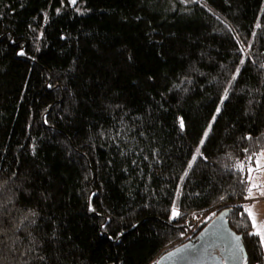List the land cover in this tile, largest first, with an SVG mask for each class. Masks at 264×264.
<instances>
[{
  "label": "trees",
  "instance_id": "trees-1",
  "mask_svg": "<svg viewBox=\"0 0 264 264\" xmlns=\"http://www.w3.org/2000/svg\"><path fill=\"white\" fill-rule=\"evenodd\" d=\"M263 150L264 0H0V264H154L223 209L264 264Z\"/></svg>",
  "mask_w": 264,
  "mask_h": 264
},
{
  "label": "water",
  "instance_id": "water-1",
  "mask_svg": "<svg viewBox=\"0 0 264 264\" xmlns=\"http://www.w3.org/2000/svg\"><path fill=\"white\" fill-rule=\"evenodd\" d=\"M229 214L230 209H223L195 237L166 251L154 264H244L247 252L242 235L230 227ZM235 245L242 251L234 250Z\"/></svg>",
  "mask_w": 264,
  "mask_h": 264
},
{
  "label": "snow or ice",
  "instance_id": "snow-or-ice-1",
  "mask_svg": "<svg viewBox=\"0 0 264 264\" xmlns=\"http://www.w3.org/2000/svg\"><path fill=\"white\" fill-rule=\"evenodd\" d=\"M73 3H75V0H72ZM244 61H241V64H243ZM236 72L239 73V68L236 69ZM235 76L232 77L233 80H235ZM225 98L228 96V91L226 90L225 93ZM223 103V101H222ZM220 111L219 108H217V113ZM213 120H215V117H213ZM181 128H183L184 124H183V120H181ZM211 129V125H209V130ZM204 136L207 137L208 136V132L206 131L204 133ZM200 144L203 145L204 144V140L202 139L200 141ZM196 153L198 155H202L200 153V149L197 148L196 149ZM262 156H264V153H261ZM197 159V156L194 155L192 158V161L195 162ZM189 169H191L192 167V163H189L188 165ZM261 168H264V165L260 164L259 162L257 163V168L256 170H260ZM249 171L251 172L252 169H249ZM185 175H187V172L185 173ZM254 189L257 190L256 192H254ZM247 196L245 197L246 199H254L257 196V192L259 194V196H264V187H262L261 185L257 184V183H251L248 187H247ZM224 197H221V199H223ZM254 208H255V204L250 205V206H245L244 207V212L247 214V216L250 218L251 220V225L253 228V231L249 233V235H254V236H258L259 237V242L261 247H264V219L258 220L257 218V213L254 212ZM173 217L179 216L180 212L177 211L176 209H173V213H172ZM237 240H240V237H237ZM234 250H239L242 251V247H240L239 245H235L233 246ZM244 264H247V260L246 257L244 258Z\"/></svg>",
  "mask_w": 264,
  "mask_h": 264
},
{
  "label": "crops",
  "instance_id": "crops-1",
  "mask_svg": "<svg viewBox=\"0 0 264 264\" xmlns=\"http://www.w3.org/2000/svg\"><path fill=\"white\" fill-rule=\"evenodd\" d=\"M261 153H264V150ZM261 153L257 158L258 160L256 159L254 166H252V171L251 172L249 171V174H250V177L252 178V180H254L253 176H256V174L259 173L260 174L259 179L261 181H264V168H261L260 170H256L258 162L260 164L264 165V156H262ZM259 158H261V159H259ZM261 197L262 198H260V199L250 198L252 201H251V203H249V205L255 204L254 212L258 214V216H257L258 220L264 219V196H261ZM252 231H253V228H252ZM263 251H264V249H263Z\"/></svg>",
  "mask_w": 264,
  "mask_h": 264
},
{
  "label": "built area",
  "instance_id": "built-area-1",
  "mask_svg": "<svg viewBox=\"0 0 264 264\" xmlns=\"http://www.w3.org/2000/svg\"><path fill=\"white\" fill-rule=\"evenodd\" d=\"M206 214H194V217L196 219L195 222H193V227L192 230L189 231L186 235L183 236L182 240H189L192 239L193 237H195L197 235V233L195 234L194 232H196V228H198V226L200 225V223L204 220V218Z\"/></svg>",
  "mask_w": 264,
  "mask_h": 264
},
{
  "label": "rangeland",
  "instance_id": "rangeland-1",
  "mask_svg": "<svg viewBox=\"0 0 264 264\" xmlns=\"http://www.w3.org/2000/svg\"><path fill=\"white\" fill-rule=\"evenodd\" d=\"M76 1V0H75ZM70 2L71 3H73L72 2V0H70ZM259 159H261V158H259ZM258 160V159H257ZM249 169H252V166L251 167H249ZM259 176H260V174L258 173V174H256V176H253V178H254V180H252V178L250 177L249 178V181H250V184L251 183H257V184H259V185H261L262 187H264V181H261L260 179H259ZM259 181V182H258ZM257 190H255L254 189V192H256ZM260 198H262L261 196H259V194H258V192H257V196H256V198H254V199H260ZM251 199H248V201H247V203H246V206H250L249 205V203H251ZM255 201V200H254ZM258 212V211H257ZM209 216V213H208V215H207V218H204V220L203 221H207V219L209 218L208 217ZM257 216H258V214H257ZM192 219H193V217H192ZM190 221H191V219H190ZM192 222H195V220L194 221H191V223ZM263 249H264V247H263Z\"/></svg>",
  "mask_w": 264,
  "mask_h": 264
}]
</instances>
